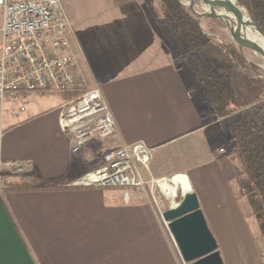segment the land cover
Segmentation results:
<instances>
[{
    "label": "crops",
    "instance_id": "0c3cea01",
    "mask_svg": "<svg viewBox=\"0 0 264 264\" xmlns=\"http://www.w3.org/2000/svg\"><path fill=\"white\" fill-rule=\"evenodd\" d=\"M124 22L106 35L123 44L130 57L113 65L102 53L87 50V68L80 65L101 89L116 124V142L91 141L71 154L58 126L63 102L32 95L24 111L13 114L9 109L0 122V163L25 165L44 179L84 175L102 165L106 151L141 143L151 149L149 180L185 175L207 225L212 215L218 225L214 229L229 235L223 245L216 241L223 264H260L249 225L223 171V149L210 131L216 124L207 122L200 108L204 105L194 102L172 59L155 47L149 20L142 15ZM105 148L99 160L92 156ZM174 157L186 163L174 166ZM5 176L2 171L0 264H184L150 193L77 186L10 192L5 185L14 181ZM209 183H219L221 191L208 198L214 200L213 212L204 205L203 186Z\"/></svg>",
    "mask_w": 264,
    "mask_h": 264
},
{
    "label": "built area",
    "instance_id": "2783aa9c",
    "mask_svg": "<svg viewBox=\"0 0 264 264\" xmlns=\"http://www.w3.org/2000/svg\"><path fill=\"white\" fill-rule=\"evenodd\" d=\"M71 33L60 0H0V122L6 105L13 114L22 112L29 96L75 93L73 100L61 105L58 115L59 129L75 155L91 141L113 137L117 128L100 87L86 79L71 52ZM150 158L151 149L141 143L121 144L103 154L97 170L70 185L140 192H146L147 183L149 190L159 188V182L166 179L145 181L140 173L142 168L150 176ZM2 171L24 181L32 175L27 166L14 162L0 163ZM163 211L159 210L161 218ZM163 224L168 230L167 223Z\"/></svg>",
    "mask_w": 264,
    "mask_h": 264
},
{
    "label": "rangeland",
    "instance_id": "374dc122",
    "mask_svg": "<svg viewBox=\"0 0 264 264\" xmlns=\"http://www.w3.org/2000/svg\"><path fill=\"white\" fill-rule=\"evenodd\" d=\"M62 8L67 16L70 23L72 33L70 34V45L71 52L75 55L78 63L82 65L84 69L86 66V53H102L104 58H108V61L113 65H117L119 58L130 57L128 54H124L126 48L123 47L120 42L116 40H110V37L106 34L112 32L113 29L125 26L126 17L130 16H145L150 22V27L153 29L155 39H157L155 47L157 50L164 53L168 58L172 59L174 66L179 70V73L183 75L184 71L188 69L189 62L192 59H197L202 62L205 66L212 68L216 73L223 75L225 78V84L232 92L231 106L235 109L234 115L231 120L237 119L242 111L253 103L257 102L264 96V92L257 87L251 86L246 80L245 75L250 77H257L251 71V67H255L259 70V75L264 81V70L261 67L263 60L254 52L239 48L238 50L245 62L246 69L240 70H224L221 62V49L220 45L233 43L230 37L229 29L224 21L217 20L212 21L210 18H201L199 20L202 31L207 35L208 40L204 47L196 49H186L185 47L177 46L174 42L173 37L166 30L161 18H160V7L155 3L154 0H60ZM184 5L188 6L189 0H179ZM194 10L198 14L210 13L209 7L203 4L200 0H195ZM220 8H214V13H219ZM118 22L119 24H116ZM113 33V32H112ZM114 33H116L114 31ZM234 44V43H233ZM130 49L127 48V51ZM133 54V51H131ZM123 55H126L123 56ZM83 73L87 80L92 79L88 74ZM245 74V75H244ZM89 76V77H88ZM193 93V90L190 89ZM46 97L50 99H57L60 102L66 103L73 100L77 94H64L56 92L44 93ZM201 113L206 117L208 123L216 124L210 128L219 139V146L223 149L221 153L226 160V164L223 168L225 177L229 183V187L235 196L239 208L247 224L249 225L250 232L252 235L253 242L257 249V258L260 259V264H264V259L261 256V250L264 249V233L263 223L260 214H254L253 209L257 208V199L254 194H246L245 187L247 185L245 176H238L237 171L239 166L236 158L231 154V148L233 141L231 136L227 133V123H221L218 121L212 112V109L208 106H200ZM9 111V107L6 105L4 115ZM219 131L222 132V138L219 137ZM117 133L106 140L104 144H113L116 142ZM107 148L102 151L95 152L92 155L94 158L97 157L99 160L101 152L103 153ZM219 153V152H218ZM185 159H179L174 157L171 160V164L179 166L185 164ZM140 173L145 181L149 180L148 174L140 168ZM83 175V174H82ZM6 178L13 181H24L21 177L15 173L6 172ZM171 178V177H170ZM189 183V182H188ZM219 183H209V186H203L204 194L207 199L204 200V205L209 204V211L213 212V199L208 200L209 196L213 191L216 193L221 192ZM114 189V188H113ZM147 193L150 191V195L154 199L155 204L160 208L161 211L167 210L171 203L164 197L157 187L149 190V184L145 185ZM144 191H142L143 193ZM220 197V195H219ZM181 200V195L175 199V203ZM209 230L213 237L219 244L223 243L224 240H228L229 235H225L226 232H222L219 227L218 230L214 229L216 225L215 219L212 215L208 219ZM221 226V223L220 225ZM234 236L238 237L239 233L234 228ZM242 237V235H241ZM223 245V244H222ZM231 249H228V252ZM223 255L226 256V250L222 248ZM258 263V262H257ZM246 264H255L250 260L246 261ZM259 264V263H258Z\"/></svg>",
    "mask_w": 264,
    "mask_h": 264
},
{
    "label": "trees",
    "instance_id": "16d2710c",
    "mask_svg": "<svg viewBox=\"0 0 264 264\" xmlns=\"http://www.w3.org/2000/svg\"><path fill=\"white\" fill-rule=\"evenodd\" d=\"M160 7V18L166 30L177 46L186 49L204 47L208 40L202 31L200 22L191 13L188 6L179 0H154ZM239 8L244 9L250 21L264 31V0H235ZM209 20L216 21L210 18ZM224 70L246 69L245 62L233 43L219 46ZM257 77L245 75L251 86L264 92V81L258 77L259 70L251 67ZM186 86L193 90L194 102L212 109L214 117L221 123H227L226 131L231 136L233 146L231 154L236 158L238 176H245L246 194H254L257 208L254 214H260L264 233V96L242 111L240 116L231 120L236 112L231 106L232 92L225 84L223 75L205 66L197 59L189 62L183 73ZM75 95V93H64ZM81 175L65 174L53 179H44L31 175L29 181H14L5 185V191L38 192L52 191L71 187V183ZM264 259V249L261 250Z\"/></svg>",
    "mask_w": 264,
    "mask_h": 264
},
{
    "label": "water",
    "instance_id": "95a60500",
    "mask_svg": "<svg viewBox=\"0 0 264 264\" xmlns=\"http://www.w3.org/2000/svg\"><path fill=\"white\" fill-rule=\"evenodd\" d=\"M200 1L209 7L210 13L198 14L194 10L195 0H189L188 3L189 10L198 21L201 18H212L224 21L217 13H214V8H221L231 14L234 13L233 9L216 1ZM236 7L238 8L237 5ZM247 20L255 28L257 33L264 35V31L253 24L248 16ZM240 22H236L235 29L230 35L232 42L237 47L250 50L264 58L263 49L243 39L241 36ZM162 219L167 223L168 232L184 264H223L217 249L216 240L207 226L195 193L188 192L183 194L181 200L176 203L175 207H169L162 212Z\"/></svg>",
    "mask_w": 264,
    "mask_h": 264
},
{
    "label": "bare ground",
    "instance_id": "6f19581e",
    "mask_svg": "<svg viewBox=\"0 0 264 264\" xmlns=\"http://www.w3.org/2000/svg\"><path fill=\"white\" fill-rule=\"evenodd\" d=\"M216 1L222 5L228 6L231 9L234 10V13L231 14L223 9L220 8V12L217 13L227 24L229 33L234 31L235 24L238 21L241 25V36L243 39L249 43L255 44L259 46L264 51V35L259 34L256 32L255 28H253L249 21L247 20L246 13L241 8H237L235 5V0H213ZM259 56V55H258ZM263 63L261 67L264 70V58L259 56ZM164 195L167 196L169 199V202L171 203V207H175V199L178 197V194L181 196L183 194H186L188 192H191L190 185L188 183L187 177L182 174H176L174 177L170 180H161L159 182V188H158Z\"/></svg>",
    "mask_w": 264,
    "mask_h": 264
}]
</instances>
